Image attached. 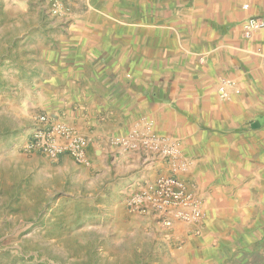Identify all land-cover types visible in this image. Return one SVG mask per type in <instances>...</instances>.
<instances>
[{
	"label": "crops",
	"instance_id": "crops-1",
	"mask_svg": "<svg viewBox=\"0 0 264 264\" xmlns=\"http://www.w3.org/2000/svg\"><path fill=\"white\" fill-rule=\"evenodd\" d=\"M68 5L58 32L39 46L30 104L86 137L93 166L63 156L54 168L124 199L163 168L142 145L154 137L158 148L177 146V174L196 182L205 219L238 217L239 205L207 193L236 198L242 179L257 176L264 161V141L253 139L264 131V33L246 37L242 29L247 19L264 17V0ZM222 81L231 83L225 98ZM113 138L137 149L115 146Z\"/></svg>",
	"mask_w": 264,
	"mask_h": 264
},
{
	"label": "rangeland",
	"instance_id": "rangeland-1",
	"mask_svg": "<svg viewBox=\"0 0 264 264\" xmlns=\"http://www.w3.org/2000/svg\"><path fill=\"white\" fill-rule=\"evenodd\" d=\"M55 1L57 14L48 0H0V264H264V161L236 198L207 193L239 205L238 217L207 216L172 246L106 185L22 151L40 115L30 104L39 46L69 9ZM253 139L264 141V131Z\"/></svg>",
	"mask_w": 264,
	"mask_h": 264
},
{
	"label": "built area",
	"instance_id": "built-area-1",
	"mask_svg": "<svg viewBox=\"0 0 264 264\" xmlns=\"http://www.w3.org/2000/svg\"><path fill=\"white\" fill-rule=\"evenodd\" d=\"M52 13L57 14L59 7L55 0H48ZM246 8V6H245ZM243 35L249 37L256 31L264 33V17L249 18L242 24ZM230 82L222 81L219 93L226 97V88ZM111 144L125 150L137 149V145L121 138L111 139ZM89 141L74 128L54 120L48 114H40L30 129L22 147L24 153L38 155L52 164L61 157H69L76 165L90 168ZM163 163L156 171L152 181L139 183L125 198V208L141 219H149L157 226L165 241L172 246H180L190 232L198 233L204 225L202 199L195 189V181H186L179 177L174 159L178 154L175 144H166L158 148L154 137L143 142Z\"/></svg>",
	"mask_w": 264,
	"mask_h": 264
}]
</instances>
